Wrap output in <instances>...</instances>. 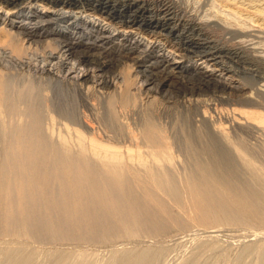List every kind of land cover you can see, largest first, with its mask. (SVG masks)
I'll return each mask as SVG.
<instances>
[{
	"label": "bare ground",
	"instance_id": "obj_1",
	"mask_svg": "<svg viewBox=\"0 0 264 264\" xmlns=\"http://www.w3.org/2000/svg\"><path fill=\"white\" fill-rule=\"evenodd\" d=\"M0 4L12 9L2 11L0 6V221L7 223L0 226L1 236L67 249L75 245L74 241L84 242L112 249L110 256L121 255L115 264H153L148 249L139 254L126 253L129 241L146 239L152 245V240L167 234L168 229L190 230L194 222L203 225L199 230L208 234L211 228L219 232L233 227L264 229V141L262 145L258 142L261 147L256 144L259 149L255 150L239 136L243 130H264V99L248 89L250 95H246L245 87L229 76L230 70L217 73L208 66L224 57L244 68L242 75L260 76L264 73L263 60L217 50L201 42L198 24L176 19L169 5L156 8L138 0H0ZM92 13L107 15L127 30L116 33L112 25L109 27ZM133 30L173 36L183 47L185 56L157 47L169 76L180 75L178 83L184 94L177 105L202 111L199 123L204 126L198 127L197 114L195 128L182 139L180 146L186 155L181 163L176 160L181 151H174L179 149L175 147L180 141L178 131L173 134L177 139L172 140L166 124L157 120L153 112L159 104L157 96L165 98L167 91L160 90V84L139 80L145 73L129 66L119 76L106 80L97 69H91L93 64L91 68L83 66L84 58L80 57L85 52L78 57V49L90 48V44L103 52L108 46L125 53L142 45L147 48L144 37L132 35ZM126 35L131 36V41L126 42L129 49L120 44L119 37ZM249 77L248 86L252 82ZM200 86L229 91L231 98L241 99L230 111L234 118H228L237 121V127L234 121L230 123L239 135L235 131L230 134L228 123H223L221 117L216 115L217 122L216 117L213 120L215 112L226 113L225 109L215 110L212 119L208 115L205 120L209 98L206 94L200 98L205 92L199 94ZM94 94L103 112L99 109L92 113L94 109L87 98ZM142 95L146 96L145 102ZM77 101L91 110L90 115L83 112L87 114L85 121L65 109L69 107L66 103ZM128 114L138 119L130 120L128 116L130 122H124ZM101 121L104 136L101 129L102 136L94 131L99 126L94 127V122ZM60 123L58 130L54 125L58 127ZM178 130L179 135L184 134L181 127ZM198 133L206 138L203 144L213 151V160L201 157L208 153L198 146ZM175 140L176 145L172 142ZM214 144L220 153L224 152L223 156ZM11 250L9 257H0V264H40L35 262L36 251L23 252L19 243L13 244ZM93 262L91 256L70 251L50 257L47 264Z\"/></svg>",
	"mask_w": 264,
	"mask_h": 264
},
{
	"label": "rangeland",
	"instance_id": "obj_2",
	"mask_svg": "<svg viewBox=\"0 0 264 264\" xmlns=\"http://www.w3.org/2000/svg\"><path fill=\"white\" fill-rule=\"evenodd\" d=\"M90 1H93V0H90ZM138 1L141 3L143 2L145 4L148 3L149 5H151V6L153 5L154 7L156 6V8L158 6L160 8V6L169 5L170 7H172V9H173L172 12H173V15L176 16L175 17L176 19H179V20L181 19L180 21H183V23L184 22H188V23L190 22V23H195L196 25L198 24L197 26L200 29V33L202 32L200 34L201 38L198 37V39L200 41L204 40V42H207L208 44H210V46L214 47L215 49L217 48V50L223 49V51H225L227 49L226 52H232V51L238 52V53L241 52L243 55H246L247 57H249L251 55L249 57L251 59H255V60L257 59L256 61H259V62H260V60H263L261 62H264V19H263L264 18V0H227V1L226 0H138ZM0 6H1V8L3 6L2 11H6V10L10 9L3 4H0ZM10 10H12V9H10ZM258 11L260 13H258ZM261 11H263V12H261ZM234 12H236V13H234ZM91 15L92 16L94 15L95 17L98 15L99 17L97 16V18H99L102 21L104 20L103 22L104 23L106 22V24L109 27L112 25L110 28H112L114 31H116V33L127 30L123 26L121 27V23L118 22L117 20L112 21L111 19H108L107 15L105 16V15L100 14V13H94V14L92 13ZM101 18H103V19H101ZM133 34L136 36L138 35L139 37H142V38L144 37V39H145L144 41L146 42L145 45L147 46L149 44V46H147V48L144 45L139 46L138 48L135 49L136 51L134 50L136 53L134 51L127 52V50H126L127 53H125L124 51L121 52L120 50H119L120 52L118 50L115 51V48H113L111 46H108V48L106 50L104 49V52L101 50L97 51L96 50L97 48L93 44H90V45H87V46H90V48L86 47L87 49L85 48V50L82 48L80 50L78 49V52H79L78 55L79 56L78 55L77 56L80 57L83 55L82 52L83 53L85 52L86 55L84 54L82 57H80V58H84V59H82L83 66H85L86 68H91V65L93 64L91 69H94V68H95V70L97 69L96 71L100 76L104 77L105 79L108 78L106 80H109V79L111 80L112 78H114V76H117V75L119 76L120 71H122L123 68H126L127 66H129L130 68L133 67V69L136 68L137 71H141V72L145 73L144 75L142 74V76L139 78V80H141V81L146 80L147 83L148 82L153 83V85H156V86L160 84V86H158L159 89L163 91V88H164V91H167V95L165 94V98L157 96L159 99V104L156 105L155 109H153V112H156V114L154 113V117L157 120H160V122H162L164 125L166 124L165 128L167 126V129H166L167 132L168 131H170L171 133L173 132L172 134L170 132H168V134L171 136V138L173 136L172 140L177 139V138H178L177 141L180 140L179 142H177L176 140L172 141V142L174 143V145H176L175 142H177V145L175 147H178L180 149L179 150L177 148H174V151L175 152L177 150L181 151L180 153H178V155H176L177 153H174L177 157L180 155L179 158H177L176 160L179 159L180 161H178V162L181 163V161H183L185 159L184 155H186L185 153H183L184 149H183V152L181 149V148H183V147H181L183 145L182 139L187 134V131H191L193 128H195L196 125H195V121H193V120H197V118H199L197 125H199V124L200 125L198 127L204 126V125H201V123H199L200 117L202 115V111L198 110V112H197V111H195L194 108H191V107L187 108L185 106L183 108V106L181 107V105L180 106L177 105V102L180 99V95L184 94L183 88L178 83V78H180L179 77L180 75L175 74V76L173 75V77L169 76L168 67H166V64L161 59V56H159L161 53L159 52V48L157 49V47L165 48V50L168 49L169 52H171V54H173V55L176 54V55H180V56L181 55L185 56L182 54V53H184V51L182 50L183 47L180 45V43H177L178 41L176 40L175 37L170 36V35L167 36L165 34H161V35L155 34V35H157V36H155L154 34L145 33L143 31H139V30H133L132 35ZM144 34H146V35H144ZM103 37H106V36L104 35ZM163 37L164 38L167 37V38L164 39ZM119 38H121V43H120V44H122L121 46L124 45L126 48L129 49V47H127L128 43H126V42L131 38V36L126 35V38L125 37H119ZM195 38H197V37H195ZM91 40L93 42V39H91ZM129 41H131V40H129ZM160 41H161V43H160ZM168 41H170V42L168 43ZM92 42L90 41L89 43H92ZM156 44H158V45H156ZM104 48H106V47L104 46ZM140 48H141V50H140ZM244 49H245V51H244ZM111 50H113V52ZM172 50H173V52H175V51L176 52L173 53ZM99 51H100V54H99ZM155 54H157V56H155ZM254 56L255 57L257 56V57L255 58ZM144 57H146L145 60H143ZM260 57H262V58H260ZM98 58H99V60H98ZM119 58H121V59H119ZM223 58H222V60H221V58L218 59L221 61L217 60L216 61L217 63L213 62L212 64H210L211 63L210 62L208 66H210L211 69L213 67L214 71L217 70L216 71L217 73H219L221 71L220 73L225 74L226 73L225 71L227 69L230 70L229 76L231 77L232 80L239 82L242 85V87H245L244 91L247 92V89H248V91L252 90V92H249V93H252V95L255 92H257L261 96L260 99L263 100L264 99L263 98L264 97V87H263L264 86V73L260 74L261 78H260L259 74H254V73H247V74L242 75V73H245L244 71H246V70H244V68L242 69V67L237 66L236 63L231 62L227 58H224V59ZM132 59H136L137 63H136V60L132 61ZM96 60H98V61H96ZM138 60H139V62H138ZM150 62L151 63L153 62L152 65ZM87 63H89V64H87ZM128 64H130V65H128ZM95 65H96V67H95ZM164 67H166V68H164ZM237 68H239V69H237ZM245 69H246V67H245ZM101 71H103L104 73H102ZM234 71H236V72H234ZM18 73L21 74L22 72L18 71ZM147 75H148V77H147ZM247 76L248 77L250 76L249 78L252 79L251 84H249L250 86H248V84H246L247 83L246 82ZM147 78H148V80H147ZM150 78H152V79H150ZM253 79L255 81H253ZM256 81H259V82H256ZM243 84H245V86H243ZM169 85H171L170 88H169ZM181 89H182V92H181ZM199 90H200L199 94L201 92L205 91L203 93V96H201L200 98H203V97L205 98L207 95L208 96L206 99L209 98V103H208V108H207L208 114L206 115L205 120L207 119L208 115L211 117L210 119H212L214 114H211V113H214L215 110L217 111L219 109H223V110L225 109L224 110L225 112H226V110H227V112L232 111V108H234V106L237 107L238 103L241 100V99H239V101H238L237 96H233V98H231L232 96L230 97V95H228L229 91L227 93L225 92L226 93L225 94L224 91L219 92L220 89H217V88L216 89H213V88L207 89V88L200 86ZM213 90H214V92L211 94V91H213ZM207 91H209V92H207ZM104 92H105V90H104ZM215 92H217V93H215ZM221 93L222 94L224 93V96H222ZM176 94H177V97H176ZM205 94H206V96H204ZM213 94H215V95H213ZM227 95L229 96L228 97L229 99L227 98ZM246 95H250V94H248V92H247ZM140 97L144 98V99H142L143 102L146 101L145 95H142ZM235 97H236V101H235ZM90 98H93V99H90ZM220 98H222V99H220ZM87 99H89L87 101L91 102V103L88 102L90 105V108H93L95 110L96 105H98L97 109L95 111L92 110L93 111L92 113H94L96 111L98 112L99 109H100L99 112H101V111L103 112V109H102L103 107L97 101L98 99H96L95 94L92 95L91 97H88ZM210 99L213 103H210L211 102ZM215 99L216 100L220 99V101L219 100L216 101ZM231 99H233L234 101ZM91 100H93V101H91ZM94 100L97 102H95ZM214 100H215V104L217 106L214 105ZM222 100L225 102L219 103ZM92 102H93V104H92ZM173 102L176 104V106L174 105ZM228 102H230V103H228ZM75 103L74 104L76 106L74 104L71 105L70 103H66L69 105V107L65 106V109H68V111H70V114L77 117V119L79 116L81 118L83 117V119H84V115L86 116L87 114L88 115L91 114V110H89L90 111L89 112L86 109L84 102L79 101V103H78V101H77ZM79 104L82 105V107L80 105V107L82 108L81 109L82 111L80 110V108H78ZM178 104H179V102H178ZM229 104L231 106H229ZM73 105L75 107H77L76 110H75V107ZM91 106H94L95 108L91 107ZM100 106H101V108H100ZM156 108H157V110H156ZM164 108H165V110H164ZM178 108H179L180 112L177 110ZM186 108L188 110L190 109L189 113H188ZM191 109H194V110H191ZM210 109H211V111H210ZM200 110H204V109H200ZM165 111H166V113H165ZM190 111H192V112H190ZM75 112H77L78 114ZM83 112L87 113V114H84ZM158 112H159V114H158ZM195 112H196V114H195ZM227 112L222 113V114H221V112H219V113L215 112V116L213 117V120H215L214 118L216 117L215 121L217 122V119H218L217 116L219 118L221 117V119H223V121H222L223 123L224 122L228 123L227 124L228 127L224 124L227 127V129L230 130L228 132L233 135L232 132L235 131L236 134H238V130H234L235 127H234L233 123L232 124L230 123V122L234 121V124L237 127V125H236L237 121L236 120L230 121L229 119H231L232 117L234 118V116L233 115L231 116V114H233L232 112L228 113V115H230L231 117L226 115ZM183 114L184 115L186 114L187 116L189 115L188 116L189 119L186 115L184 116L186 119H184L182 117ZM197 114H198V117H197ZM131 115H132V113H131ZM199 115H200V117H199ZM128 116H129V114L127 116H125L126 118L124 117L125 118L124 122H126L130 118H131L130 120H132V118L135 115L129 116L130 118H128ZM194 116H195V118L196 117L197 118L194 119L193 118ZM225 116H226L227 120H225V118H224ZM179 117H181V118H179ZM236 117H238V116H236ZM134 118H135L134 119L135 121H136V119H138L137 116ZM181 119L184 120L183 123H182ZM187 120L188 121L192 120L194 123L191 122L192 123L191 124ZM213 120H210V121H213ZM83 121H85V119ZM127 122H130V121H127ZM240 122H244V121L240 120ZM99 123H101L102 125ZM187 123H189V124H187ZM56 124H57V122L55 123V125ZM171 124H172V126L174 125L173 128H174L175 132H174L173 128H170V127H172V126H169ZM193 124H194V126H193ZM229 124H231V125H229ZM55 125H54V127H56L58 129L59 125H61V123L58 124V127ZM95 125L96 126L99 125L100 127L99 126L95 127ZM103 125H104V123H102V121L97 122V123L94 122V127H95L94 131L97 132L98 134H100L99 132L101 129V132H103V136H104L105 135L104 134L105 128H103L104 127ZM179 127L182 128V131L184 133L183 135L178 134L180 132L178 130ZM231 127L233 129H231ZM61 129H62V127L60 128V130ZM96 130H98V131H96ZM176 131H178L177 136L173 135L174 133L176 134ZM205 131L207 133V130H205ZM254 131L255 132H253V130H252V132H251V130H248V131L243 130L242 132L239 131V134L240 133L241 134L240 135L238 134V135L241 136L245 141H247L246 144H249V146H253V148H255V150H257V149H259V147H261L259 144L262 145L261 141H264V130H260V131L254 130ZM100 135L102 136V133ZM107 135H110V134L107 133ZM174 136H176L177 138ZM205 142H207L206 138L202 137L198 133V146H200L202 148V150H205L208 153V154H204L201 157L203 158V160H209V159L213 160V157H212L213 151L212 150L210 151L207 148H205L206 146H205V144H203ZM255 142H257V143H255ZM258 142H260V143L258 144ZM256 144H258L259 147H256L257 146ZM214 147H216V150L218 152L220 151V148L217 145L214 144ZM181 154L183 156H181ZM223 154H224V152L220 153V155H222V156H223ZM258 156H259V158H258ZM258 156H257L258 159H261L263 157L262 159L264 160V156H261V158H260V155H258ZM258 162H259V160H258ZM6 224L7 223L5 220L0 221L1 227H5ZM192 227L193 228H191V229L193 231L191 229H190L191 231L189 229H185L184 231H176L175 228L168 229L167 234H165V235L162 234L161 237H157L154 240H152L153 242H155V244L153 243L152 245L149 244L150 241H148L146 239L129 241L128 246L125 247V248H127L126 253L132 251V252H135L136 254H139L140 250H147L148 249V250H150V252L148 253L149 261H152L153 264H193L192 263L193 260L196 261L195 264H264V229L249 228L250 229L249 230V229H247L248 227H244V228L243 227H240V228L239 227H233L230 229L225 228V230L223 229L222 232L221 231L219 232V230H217V228H214V229L211 228L210 229V227H208L206 229H210L209 231L211 233V234H208L206 232L202 233L203 231L199 230V229L204 228V226L199 224L198 222H194ZM195 230H198V231H195ZM223 231H224V233H223ZM1 234L2 233H0V257L1 258L4 256L9 257L12 254L11 253V251H12L11 246H13V244H15V243L21 244L23 252L28 253V252H35L36 251L35 252L36 257H34L35 262L36 261L40 262V264H47V261L50 259V257H59L61 255V253L70 252V251L75 253V254H86L89 257L91 256L93 261H94L93 264H115L117 262V258H119V256H121V255H111L110 256L108 253L112 249L109 248V250H110L109 251L108 248L103 249L104 247H101L102 248L101 249L100 247L98 248L95 245L84 243V242L76 243L74 241L75 245L72 248L67 249L68 247H66V248L59 247L58 248L52 244L33 243L30 241H26V239L17 238L15 236L4 237V236H1ZM65 250H70V251H65ZM126 253L122 252L121 254H126ZM138 257H139V255H136V258H138ZM146 263L147 262H144L143 264H146ZM29 264H31V263H29Z\"/></svg>",
	"mask_w": 264,
	"mask_h": 264
}]
</instances>
